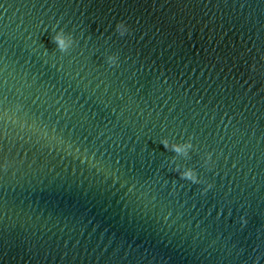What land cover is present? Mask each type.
<instances>
[{
	"label": "water",
	"instance_id": "1",
	"mask_svg": "<svg viewBox=\"0 0 264 264\" xmlns=\"http://www.w3.org/2000/svg\"><path fill=\"white\" fill-rule=\"evenodd\" d=\"M0 264H264V0H0Z\"/></svg>",
	"mask_w": 264,
	"mask_h": 264
},
{
	"label": "clouds",
	"instance_id": "2",
	"mask_svg": "<svg viewBox=\"0 0 264 264\" xmlns=\"http://www.w3.org/2000/svg\"><path fill=\"white\" fill-rule=\"evenodd\" d=\"M116 32L120 36H124L128 31V27L124 22H118L115 26ZM52 40L56 45V48L61 52H67L73 45V37L69 34H66L63 29L58 31L54 30V35L52 36ZM107 63L112 66L117 63V56L116 55H108L106 57ZM160 144L164 146L166 150H169L175 154L182 155L184 157L188 156V149L191 148V144H177V143H170L168 139L162 138L160 140ZM174 171H176L181 179L190 180L193 183H198L197 174L194 169L192 168H184L181 170L180 166H177ZM242 223H246L243 218H241Z\"/></svg>",
	"mask_w": 264,
	"mask_h": 264
}]
</instances>
